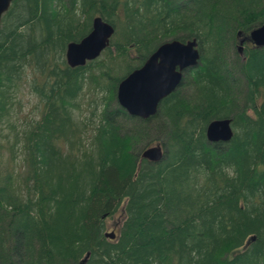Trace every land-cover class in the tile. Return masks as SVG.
<instances>
[{
    "label": "trees",
    "instance_id": "1",
    "mask_svg": "<svg viewBox=\"0 0 264 264\" xmlns=\"http://www.w3.org/2000/svg\"><path fill=\"white\" fill-rule=\"evenodd\" d=\"M97 16L108 47L69 67ZM263 22L264 0H14L0 27V264H264V47L232 68L222 55ZM170 38L196 39L198 65L155 116H130L117 85ZM25 92L38 120L17 132ZM223 119L232 139L208 142ZM153 143L157 163L140 156ZM15 144L26 170L13 174Z\"/></svg>",
    "mask_w": 264,
    "mask_h": 264
},
{
    "label": "water",
    "instance_id": "2",
    "mask_svg": "<svg viewBox=\"0 0 264 264\" xmlns=\"http://www.w3.org/2000/svg\"><path fill=\"white\" fill-rule=\"evenodd\" d=\"M13 1L0 0V27L2 16L9 10ZM113 34L112 25L100 16L94 17L90 32L79 42L67 45L65 52L67 65L71 68L81 67L97 59L108 47ZM239 35L238 32L237 36ZM249 38L256 48L264 47V22L250 32ZM243 43V39L238 42L237 52L240 56H243ZM199 59L196 39L162 43L140 68L133 70L119 82L116 88L118 105L130 116L142 120L155 116L160 102L179 87L184 72L197 66ZM205 132L209 142L227 143L234 135L230 120L212 121ZM163 154L162 146L156 144L145 148L140 156L149 162L157 163L162 160ZM104 237L113 240L115 233L105 232ZM85 261L86 258L81 264Z\"/></svg>",
    "mask_w": 264,
    "mask_h": 264
},
{
    "label": "rangeland",
    "instance_id": "3",
    "mask_svg": "<svg viewBox=\"0 0 264 264\" xmlns=\"http://www.w3.org/2000/svg\"><path fill=\"white\" fill-rule=\"evenodd\" d=\"M182 2H185V0H181ZM231 35H227L226 36V39L229 41L228 37H230ZM172 39H167L166 41H171ZM237 40V39H236ZM251 45H253L251 42H245L243 44V47L245 49V46L247 47H251ZM237 42L235 41V43H231V41L225 43V48H224V51L222 53V55L225 57L226 59V62H227V66H229L230 68H232L233 66L236 65V62H237V59L239 57H237ZM241 57V56H240ZM227 67V68H229ZM229 68V69H230ZM33 96L27 94L26 92L20 96L18 99L20 100V105H15L14 109H15V112H14V117L12 118L11 120V124H13L14 127H16V131L17 132H21L22 130H25L27 128H31V126H33V124L38 120V116H37V113H38V110L35 106V100L32 98ZM87 101H91V98H90V95L87 94L85 96V99L84 101H81L80 104H81V113H82V116H88L89 113H90V110L92 109V105H86V102ZM92 126L89 125L88 129H91ZM153 127H146V129H148V134L144 137L143 139V142H145L146 140H148L151 136L154 137L156 136L157 132L155 130H153L151 132V129ZM5 136L6 135H9L10 136L13 134V131L11 132V130H8V129H5L4 130V133H3ZM12 139V136L10 137ZM10 142L12 143V141L10 140L9 141V145L11 146ZM88 140L85 142L87 143ZM142 142V141H141ZM13 144V143H12ZM156 145L155 143H153L152 145L150 146H154ZM15 159H13L11 161H8L7 162V165L11 168L12 170V173L13 174H16V173H21L23 171L26 170V167H24V163H23V154L22 153V146L20 144H15ZM13 150V152H14ZM3 154H4V159L5 161L3 162V165L5 166V163H6V160L9 159L8 157V153L4 150L3 151ZM117 217H113V218H109V219H106V228H105V232H112V231H115V224L116 222H119L120 221V218L118 217L119 215H116Z\"/></svg>",
    "mask_w": 264,
    "mask_h": 264
},
{
    "label": "flooded vegetation",
    "instance_id": "4",
    "mask_svg": "<svg viewBox=\"0 0 264 264\" xmlns=\"http://www.w3.org/2000/svg\"><path fill=\"white\" fill-rule=\"evenodd\" d=\"M240 33V32H239ZM239 37V40H241V39H243L244 40V43L245 42H251V40H250V38H249V40H247V39H245V38H241V33H240V35L238 36ZM243 43V44H244ZM252 43V42H251ZM253 44V43H252ZM254 45V44H253ZM238 47V46H237ZM237 50V49H236ZM244 50V49H243Z\"/></svg>",
    "mask_w": 264,
    "mask_h": 264
},
{
    "label": "bare ground",
    "instance_id": "5",
    "mask_svg": "<svg viewBox=\"0 0 264 264\" xmlns=\"http://www.w3.org/2000/svg\"><path fill=\"white\" fill-rule=\"evenodd\" d=\"M223 120H230V125L232 126V121H231V119H223ZM214 121H220V120H214ZM211 123V122H210ZM232 129H233V127H232ZM233 132H234V130H233ZM207 138V137H206ZM208 141V140H207ZM209 142V141H208Z\"/></svg>",
    "mask_w": 264,
    "mask_h": 264
}]
</instances>
